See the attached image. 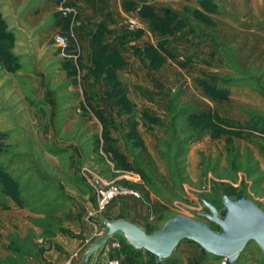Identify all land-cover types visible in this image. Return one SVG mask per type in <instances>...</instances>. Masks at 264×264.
<instances>
[{
	"label": "rangeland",
	"instance_id": "rangeland-1",
	"mask_svg": "<svg viewBox=\"0 0 264 264\" xmlns=\"http://www.w3.org/2000/svg\"><path fill=\"white\" fill-rule=\"evenodd\" d=\"M13 3L0 0V209L21 208L25 221L20 224L22 237L14 227L5 234L9 253L0 255V264H31V259L53 264L44 257L48 250L56 257L64 254L55 264H72L75 251L62 252V242L52 237L78 236V258L97 233L75 223L81 218L88 223L100 217L115 219L118 215L107 206L125 196L142 203L137 219L147 233L176 214L208 223L199 215L207 211L200 198L219 208L220 191L231 198L241 188L264 212V0L127 4L138 16L131 19L140 26L129 29L124 23L117 48L131 41L143 22L156 35L152 44L133 47L151 68V84L141 86L146 91L139 94L151 96L152 102L143 96L150 103L148 110H133L124 96L116 76L122 61L119 51L111 52H117L118 59L98 48L97 67L89 69L92 78H83L63 59L67 39L60 47L54 33L49 41L54 47L38 46L32 25L19 23L17 28L10 14ZM38 4L23 0L20 13ZM108 60L114 67H101ZM95 81L104 88L108 114L116 118L102 110L105 119L98 120L91 110L97 103L90 105L94 99L80 92V86ZM90 117L99 121V129ZM139 122L145 127H135ZM102 135L113 140L129 167L122 168L120 160L103 151ZM140 147L154 170L140 160ZM109 185L136 195L112 196L96 213V188ZM8 219L14 222L13 215ZM113 235L127 243L119 232ZM144 252L121 247L117 259L121 264H156L148 262ZM98 253L91 261L104 264ZM222 262L182 239L158 264ZM233 264H264V257L255 242L248 241Z\"/></svg>",
	"mask_w": 264,
	"mask_h": 264
},
{
	"label": "crops",
	"instance_id": "crops-1",
	"mask_svg": "<svg viewBox=\"0 0 264 264\" xmlns=\"http://www.w3.org/2000/svg\"><path fill=\"white\" fill-rule=\"evenodd\" d=\"M22 1L23 0H14L13 7L11 5L13 9L10 14L14 17V22L17 28L21 29L19 23H29L32 25L38 33L34 41H38V46L42 48L44 46H47L46 48L49 46L54 47V43H49V41H53L52 35L54 33L62 35L67 39L65 58L63 59L74 65L81 77L86 79L92 78L93 74L90 73L89 69L92 67V55L94 54L95 47H103V54H109L116 50L119 51L122 61L120 67L118 69L116 68V76L124 90L125 98L128 100L130 107L133 110L149 109L148 104L150 103L148 101L152 100L150 99L151 96L148 94L143 95L144 97L149 98L147 99L148 101H146L144 97L139 94L142 95L141 91H146V89H143L141 86H146V84L150 86L153 79L150 72V64L148 61H145V59L140 58L139 55L133 51V47L152 44L156 39V35L152 34L147 27H145L143 22V26L140 27L141 31L135 34L136 36L126 45L122 46V49L117 48L116 42L122 41L118 40L120 39L118 34L122 29L124 30L125 19L132 17L138 19L136 13L129 8L127 4H150L153 0H39L36 9H27V11L20 13L21 10H24L23 7L20 6ZM158 4L160 3H157L156 5ZM65 8L68 9L69 12L68 10L64 13L60 11ZM7 14L8 12L5 16H7ZM139 26L140 25H138L137 28H139ZM78 65L80 66L78 67ZM100 75L102 76V71ZM80 92L85 96H88L87 98L91 97L94 99L93 101H89V103L91 102L90 105H92V103H97L95 108L103 110L106 116L111 117L113 115L111 113L108 114L109 112H107L109 108L107 106L109 103L103 101L104 88L99 82L95 81L86 88L80 86ZM147 92L152 94L153 91L148 90ZM90 120L91 122H95V127L97 129L100 128V123L96 118L92 119V117H90ZM116 122H119V119H116ZM121 122L123 125V120ZM138 126L145 127V124L142 125V123L139 122L135 127L138 128ZM137 130L140 140L145 145V138L142 137L139 129ZM111 136H116L115 130H111ZM107 207L110 213L118 215L116 218H124L136 225H141L140 220L137 218H139L142 213L143 205L138 199H134L130 196L121 197L120 199L110 201ZM81 212L83 214V210H81ZM10 215H13L14 220L11 224L7 222H11L8 219V216L10 217ZM24 216V211H22L21 208L16 209V207L10 206L6 209H0V224L2 223V227H4V229H0L1 256H5L9 253L8 250L4 249V238L7 231H11L14 227L18 236H23L20 224L24 223ZM105 219L110 220L109 218ZM75 224L77 227L84 228L85 231L89 229L94 230L93 234H95V232L98 234L99 231L103 229V225L95 220L88 223L81 218ZM113 236L117 237L116 235ZM72 237L65 238L62 236H56L52 237V239L56 238V240L62 242V252H72V249L73 252H76L77 248L75 246H78L80 240L77 239L78 236H75L74 238ZM132 251H135V253L144 252L143 250L137 251L133 249ZM75 252L70 256V259L72 264H79L81 253L77 258ZM44 253L45 258L52 259L55 262L62 261V258L64 257V254L56 257V253L52 250H48L47 252L44 251ZM55 258L58 259L56 260ZM30 261L31 264H37L34 259H31ZM92 261H90V264ZM55 262H53V264H55Z\"/></svg>",
	"mask_w": 264,
	"mask_h": 264
},
{
	"label": "water",
	"instance_id": "water-1",
	"mask_svg": "<svg viewBox=\"0 0 264 264\" xmlns=\"http://www.w3.org/2000/svg\"><path fill=\"white\" fill-rule=\"evenodd\" d=\"M220 207L200 198L207 211L199 215L216 225L211 228L206 222L182 214L173 215L151 233L124 218H99L102 231L96 235L81 253L80 263L90 262L100 252L111 235L119 232L134 249H141L153 256L158 264L167 258L182 239L196 243L205 253L223 259L222 264H233L248 241H253L264 257V212L238 188L233 197L219 192Z\"/></svg>",
	"mask_w": 264,
	"mask_h": 264
},
{
	"label": "built area",
	"instance_id": "built-area-1",
	"mask_svg": "<svg viewBox=\"0 0 264 264\" xmlns=\"http://www.w3.org/2000/svg\"><path fill=\"white\" fill-rule=\"evenodd\" d=\"M125 26L126 28H137V24L131 19L126 18L125 19ZM54 41L56 44H58L60 47L66 46V39L60 35L55 34L54 35ZM107 188V187H106ZM102 189L101 187L96 188V213H100L103 209L106 202L112 198V196L118 195V194H133L136 195L135 191L127 190L122 187L116 186V185H109L107 189ZM120 242L119 239L115 236H110V238L107 240L106 244L104 245V248L97 254V257H99V260H104V264H120L119 260L115 257L108 258V253L113 252L114 250L119 249ZM97 263V261L95 262Z\"/></svg>",
	"mask_w": 264,
	"mask_h": 264
},
{
	"label": "trees",
	"instance_id": "trees-1",
	"mask_svg": "<svg viewBox=\"0 0 264 264\" xmlns=\"http://www.w3.org/2000/svg\"><path fill=\"white\" fill-rule=\"evenodd\" d=\"M100 47L101 46H98V47H95V51H94V54L92 55V64L94 65V66H96L97 67V63H96V61H95V57H96V55H97V49L99 48V53H102V49H100ZM109 56H113V57H115V58H118V57H116L117 56V52H114V53H109ZM119 59V58H118ZM109 64H112V65H109ZM102 66L101 67H106L107 69L110 67V66H112V68L114 67V64L113 63H111V60H108V61H106L105 63H103V64H101ZM100 69V68H99ZM101 70V69H100ZM115 76V75H114ZM109 77H111V76H109ZM91 110H92V113L94 114V116L99 120H103V119H105L104 118V116H103V114H102V110L100 109H96V108H92L91 107ZM258 121H260V120H258ZM262 121V120H261ZM262 123L264 124V120L262 121ZM101 145H102V149H103V151L107 154V155H110L112 158H115V159H118V160H120V162H121V166H122V168H127V167H129L128 166V164H127V161H126V159H125V157H123V155H122V153H120V151L117 149V147L113 144V140L109 137V136H107V135H102V141H101ZM140 149H141V152H140V157H141V159L140 160H143V163H144V165L145 166H148V167H151L152 168V166H153V163H152V161L149 159V157H148V155L145 153V150L142 148V147H140ZM143 152V153H142ZM151 170H154L153 168L151 169ZM15 200H16V202H17V204L19 205V206H22L21 205V203L19 202V199H20V197L18 198V197H16L15 195H14V197H13ZM167 219V218H166ZM211 228H213V229H216V225H214L213 223H210V222H208L207 223ZM147 233V232H146ZM118 239H119V242H120V247H119V249L121 248V247H130V245L128 244V243H122L121 242V238H119V237H117ZM119 249H117V250H114L113 251V253L115 254H109V257H113V256H115L116 258H119V256H118V251H119ZM133 250H137V251H139V250H141V249H134V248H132ZM144 251V250H143ZM145 253L147 254V258H148V262H150V261H154V259H153V256L150 254V253H148V252H146L145 251ZM120 264H121V262H120Z\"/></svg>",
	"mask_w": 264,
	"mask_h": 264
}]
</instances>
